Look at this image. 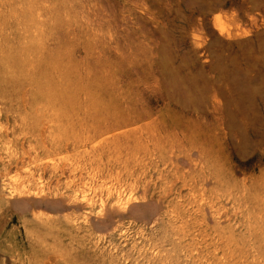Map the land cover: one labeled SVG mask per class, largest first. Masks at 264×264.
<instances>
[{"label":"rangeland","instance_id":"obj_1","mask_svg":"<svg viewBox=\"0 0 264 264\" xmlns=\"http://www.w3.org/2000/svg\"><path fill=\"white\" fill-rule=\"evenodd\" d=\"M0 53V264H264V0H0Z\"/></svg>","mask_w":264,"mask_h":264},{"label":"bare ground","instance_id":"obj_2","mask_svg":"<svg viewBox=\"0 0 264 264\" xmlns=\"http://www.w3.org/2000/svg\"><path fill=\"white\" fill-rule=\"evenodd\" d=\"M12 50V49H11ZM1 54V53H0ZM18 54H22V51L20 52V53H18ZM3 59H4V61L6 62V63H8V66L9 67H11L12 68V70L15 72V75H17V76H20V77H22V76H25V75H27V73H25L23 70H22V61L20 60V58L17 56V53H15V54H10V53H7V54H5L4 55V57H3ZM27 59V58H26ZM32 65V64H31ZM3 72H4V66L3 65H1V73H2V76H3ZM5 74H6V72H5ZM29 76V75H28ZM46 76V73L45 72H43L42 71V73H35L34 75H33V78H30L32 81H33V84L35 85V89L37 90V92H38V95H45L46 97H49V98H53L54 97V95H53V93L51 92V91H49V89L46 87V81L44 82L43 81V77H45ZM11 79V77L9 78V80ZM25 101V100H24ZM127 127V126H126ZM121 129V128H120ZM174 150V149H173ZM172 150V151H173ZM189 152V151H188ZM178 154V153H177ZM181 154V153H180ZM202 155V154H201ZM165 156V155H164ZM173 156H171V158H172ZM179 157V156H178ZM182 157V156H181ZM157 158V157H156ZM167 158H168V156H167ZM158 159V158H157ZM161 159H162V157H161ZM163 159H164V157H163ZM176 160H177V158H175ZM174 159V157H173V160H175ZM138 160V159H137ZM165 160H167V159H165ZM172 160V161H173ZM171 161V160H170ZM177 161H179V160H177ZM156 162V161H155ZM154 162V163H155ZM135 163V162H134ZM163 163V162H162ZM174 164V163H173ZM178 164V163H177ZM170 165V164H169ZM157 166H160V165H157ZM136 167V166H135ZM168 167V166H167ZM166 167V168H167ZM169 168V167H168ZM178 168V167H177ZM173 169V168H172ZM171 169V170H172ZM174 170V169H173ZM132 171V170H131ZM167 171V170H166ZM177 171V170H176ZM130 172V171H129ZM128 172V173H129ZM172 172V171H171ZM158 173V172H157ZM163 172H161V174H162ZM166 173V172H165ZM175 173V172H174ZM202 173V172H201ZM159 174V173H158ZM184 174V173H183ZM190 174V173H189ZM189 174H187V175H189ZM198 174V173H197ZM204 174V173H203ZM127 175V174H126ZM164 175V174H163ZM194 175V174H193ZM205 175V174H204ZM134 176V175H133ZM200 176V175H199ZM206 176V175H205ZM146 177H147V175H146ZM185 177V176H184ZM201 177V176H200ZM204 177V176H203ZM211 177V176H210ZM135 178V177H134ZM137 178V177H136ZM141 178V177H140ZM197 178V177H196ZM142 179V178H141ZM186 179V178H185ZM189 179V178H188ZM187 179V180H188ZM192 179V178H191ZM193 179H194V177H193ZM204 179V178H203ZM124 180V179H123ZM127 180V179H126ZM150 180V179H149ZM181 180V179H180ZM186 180V181H187ZM199 180H201V179H199ZM144 181V180H143ZM185 181V180H184ZM207 181V180H206ZM133 183V182H132ZM148 183H149V181H148ZM172 183V182H171ZM180 183H181V181H180ZM182 183H183V181H182ZM186 183V182H185ZM193 183H195V182H193ZM202 183V182H201ZM127 183H125V185H126ZM137 184V183H136ZM147 184V183H146ZM190 184V183H189ZM192 184V183H191ZM197 184H198V182H197ZM128 185H129V183H128ZM138 185V184H137ZM148 185V184H147ZM182 185V184H181ZM186 185V184H185ZM184 185V186H185ZM130 186V185H129ZM149 186V185H148ZM148 186H147V189H148ZM154 186V185H153ZM183 186V187H184ZM193 186V185H192ZM203 186V185H202ZM201 186V187H202ZM41 187V186H40ZM143 187H145V186H143ZM150 187V186H149ZM127 189H128V187H126ZM131 188H132V186H131ZM182 188V187H181ZM180 188V189H181ZM193 188V187H192ZM145 188H143V190H144ZM185 189V188H184ZM197 189V188H196ZM133 190V189H132ZM135 190V189H134ZM137 190H139V188L138 189H136V191ZM149 190V189H148ZM148 190H146V191H148ZM193 190H194V188H193ZM122 191V190H121ZM120 191V192H121ZM139 191H141V190H139ZM145 191V190H144ZM156 191V190H155ZM158 191H160V190H158ZM182 192V191H181ZM205 192V191H204ZM127 193V192H126ZM133 193V192H132ZM135 193V192H134ZM147 193V192H146ZM171 193H173V192H171ZM170 193V194H171ZM197 193V192H196ZM212 193V192H211ZM118 194H120V193H118ZM167 194V193H166ZM188 194H189V192H188ZM193 194H194V192H193ZM206 194V193H205ZM224 194V193H223ZM138 195H139V193H138ZM152 195V194H151ZM168 195V194H167ZM194 195H196V194H194ZM204 195V194H203ZM202 195V196H203ZM219 195V194H218ZM221 195V194H220ZM246 195V194H245ZM249 194H247V196H248ZM25 196V195H24ZM145 196V195H144ZM180 196V195H179ZM182 196H185V195H182ZM222 196V195H221ZM253 196V195H252ZM36 197V196H35ZM121 197V196H120ZM242 197H244V196H242ZM256 197V196H255ZM22 198V197H21ZM43 198V197H42ZM57 198V197H56ZM163 198H164V196H163ZM162 198V199H163ZM197 198H198V196H197ZM221 198V197H220ZM224 198V197H223ZM240 198V197H239ZM244 198H246V197H244ZM249 198H250V195H249ZM249 198H248V200H249ZM36 199V198H35ZM134 199V198H133ZM137 199H138V197H137ZM142 199V198H141ZM157 199V198H156ZM204 199V198H203ZM209 199H210V197H209ZM37 200V199H36ZM36 200H34V201H36ZM88 200V199H87ZM124 200V199H123ZM135 200V199H134ZM147 200V199H146ZM149 200V199H148ZM167 200H169V199H167ZM167 200H166V202H167ZM184 200V199H183ZM186 200V199H185ZM189 200V199H188ZM198 200V199H197ZM235 200V199H234ZM19 201V200H18ZM118 201V200H117ZM129 201V200H128ZM138 201V200H137ZM143 201H145V200H143ZM159 201V200H158ZM192 201H193V199H192ZM202 201H204V200H202ZM201 201V202H202ZM215 202H216V200H214ZM221 201V200H220ZM255 202H257L256 200H254ZM253 201V202H254ZM38 202H40V200L38 201ZM121 202V201H120ZM133 202H135V201H133ZM133 202H131L130 201V203H133ZM157 202V201H156ZM155 202V203H156ZM173 202V201H172ZM171 202V203H172ZM198 202V201H197ZM207 202H208V200H207ZM226 202V201H225ZM228 202V201H227ZM248 202V201H247ZM263 202V201H262ZM17 203V202H16ZM37 203V202H36ZM35 203V204H36ZM61 203V202H60ZM135 203H137V202H135ZM144 203V202H143ZM154 203V204H155ZM191 203V202H190ZM212 203H213V201H212ZM244 203V202H243ZM246 203V202H245ZM258 204H259V202H257ZM39 204H41V202L39 203ZM76 204H77V202H76ZM76 204H75V206H76ZM78 204H80V201H79V203ZM77 204V205H78ZM90 204V203H89ZM119 204V203H118ZM160 203H158V205H159ZM177 204V203H176ZM211 204V203H210ZM222 204V203H221ZM238 204V203H237ZM254 204V203H253ZM252 204V205H253ZM58 205V204H57ZM66 205V204H65ZM116 205H117V203H116ZM116 205H114V206H116ZM120 205V204H119ZM129 205V204H128ZM127 205V206H128ZM141 205V204H140ZM145 205V204H144ZM157 205V204H156ZM166 205V204H165ZM180 205V204H179ZM194 205V204H193ZM193 205H191V206H193ZM204 205H205V203H204ZM219 205V204H218ZM223 205V204H222ZM227 205V204H226ZM249 205H250V203H249ZM58 206H60V205H58ZM127 206H126V208H127ZM167 206V205H166ZM177 205H175V207H176ZM190 206V207H191ZM201 206V205H200ZM206 206H207V204H206ZM228 206V205H227ZM230 206V205H229ZM234 206V205H233ZM236 206V205H235ZM51 207V206H50ZM61 207V206H60ZM77 207H80V205L79 206H77ZM121 207V206H120ZM123 207V206H122ZM131 207V206H130ZM141 207V206H140ZM146 207H149V205L147 204L146 205ZM198 207V206H197ZM211 207V206H210ZM218 208H219V206H217ZM241 207V206H240ZM245 207V206H244ZM257 207V206H256ZM263 207V206H262ZM55 208V207H54ZM119 208V207H118ZM143 208H145V207H142V209ZM180 208V207H179ZM202 208H203V205H202ZM205 208V207H204ZM223 208V207H222ZM221 208V209H222ZM228 207H226V209H227ZM129 209V208H128ZM137 209V208H136ZM135 209V210H136ZM145 209H147V208H145ZM154 210H155V208H153ZM192 209V208H191ZM199 209H200V207H199ZM210 209V208H209ZM226 209L225 210H223V211H226ZM237 209H238V207H237ZM245 209V208H244ZM257 209V208H256ZM262 210H263V208H261ZM260 209V210H261ZM116 210V209H115ZM127 210V209H126ZM130 210V209H129ZM148 210V209H147ZM165 210H166V208H165ZM171 210H173V209H171ZM170 210V211H171ZM175 210V209H174ZM174 210L172 211L173 212V214H174ZM190 210V209H189ZM234 210H235V208H234ZM252 210V209H251ZM138 211V210H137ZM151 211V213H152V210H150ZM201 211V210H200ZM218 211V210H217ZM256 211V210H255ZM104 212V211H103ZM106 212V211H105ZM154 212V211H153ZM165 212V211H164ZM205 212V211H204ZM222 212V211H221ZM230 212V211H229ZM228 212V213H229ZM237 212V211H236ZM257 212V211H256ZM263 212H264V210H263ZM108 213H109V210H108ZM136 213V212H135ZM135 213H133V214H135ZM147 213V212H146ZM146 213H145V215H146ZM201 213V212H200ZM223 213L224 212H222V215H223ZM250 213V212H249ZM254 213V212H253ZM262 213V212H261ZM106 214H107V212H106ZM119 214V213H118ZM143 214V216L145 217V215H144V213H142ZM148 214H150V212H148ZM178 214V213H177ZM180 214V213H179ZM191 213H189V215H190ZM206 214V213H205ZM221 214V213H220ZM231 214H232V212H231ZM231 214L229 215L230 216V218H231ZM234 214V213H233ZM232 214V215H233ZM245 214V213H244ZM264 214V213H263ZM100 215V214H99ZM105 215V214H104ZM103 215V216H104ZM175 215V214H174ZM196 215V214H195ZM198 215V214H197ZM201 215V214H200ZM212 215H214L213 213H212ZM211 215V216H212ZM216 215V214H215ZM228 215V214H227ZM239 215H240V213H239ZM238 215V216H239ZM248 215V214H247ZM256 215V214H255ZM261 215V214H260ZM102 216V215H101ZM100 216V217H101ZM147 216V215H146ZM163 216V215H162ZM185 216V215H184ZM218 216V215H217ZM228 216V217H229ZM99 217V218H100ZM137 217V216H136ZM170 217V216H169ZM183 217V216H182ZM201 217H203V216H201ZM98 218V217H97ZM156 218V217H155ZM165 218V217H164ZM177 218V217H176ZM179 218V217H178ZM224 218V217H223ZM222 218V219H223ZM244 218V217H243ZM255 218V217H254ZM260 218V217H259ZM187 219V218H186ZM224 219H226V217L224 218ZM229 219V218H228ZM264 219V218H263ZM262 219V220H263ZM76 220V219H75ZM115 220V219H114ZM155 220V219H154ZM169 220V219H168ZM176 220V219H175ZM188 220V219H187ZM217 220V219H216ZM235 220V219H234ZM238 220V219H237ZM243 220V219H242ZM257 220V219H256ZM259 220V219H258ZM262 220H261V222H262ZM177 221V220H176ZM185 221V220H184ZM203 220L201 219V222H202ZM264 221V220H263ZM152 222H154V221H152ZM218 222V221H217ZM221 222H223V221H221ZM258 222V221H257ZM107 223V222H106ZM175 223V222H174ZM193 223H194V221H193ZM203 223H205V222H203ZM249 223V222H248ZM108 224V223H107ZM231 223H229V225H230ZM242 224H243V222H242ZM244 224H246V223H244ZM254 224V223H253ZM252 224V225H253ZM98 225V224H97ZM101 225V224H100ZM186 225H188L189 226V222H188V224L186 223ZM197 225V224H196ZM201 225H202V223H201ZM217 225V224H216ZM259 225H260V223H259ZM96 226V225H95ZM115 226V225H114ZM195 226V225H194ZM205 226H207V225H205ZM245 226H247V225H245ZM97 227V226H96ZM101 227V226H100ZM102 227H104V225L102 226ZM190 227V226H189ZM199 227V226H198ZM98 229H99V227H97ZM173 228V227H172ZM181 228V227H180ZM206 228V227H205ZM208 228V227H207ZM217 228V227H216ZM220 228H222V226L220 227ZM245 228V227H244ZM183 229H185V228H183ZM227 229V228H226ZM230 229V228H229ZM233 229V228H232ZM249 229V228H248ZM186 230V229H185ZM201 230V229H200ZM245 230V229H244ZM262 230V229H261ZM204 231H206V230H204ZM220 231V230H219ZM218 231V232H219ZM228 231V230H227ZM247 231V230H246ZM246 231H244V232H246ZM249 231V230H248ZM259 231V230H258ZM222 232H223V230H222ZM261 232V231H260ZM263 233V232H262ZM246 234V233H245ZM230 235V234H229ZM248 235H250V233L248 234ZM258 239V238H257ZM261 240V239H260ZM234 241V240H233ZM259 246H260V242H259ZM260 249V248H259ZM157 251V250H156ZM224 251V250H223ZM228 253V252H227ZM236 255V254H235ZM229 257V256H228ZM167 259V258H166ZM202 259V258H201ZM206 261V260H205ZM165 262V261H164ZM168 262V261H167ZM172 262V261H171ZM224 262V261H223ZM239 263V262H238Z\"/></svg>","mask_w":264,"mask_h":264}]
</instances>
